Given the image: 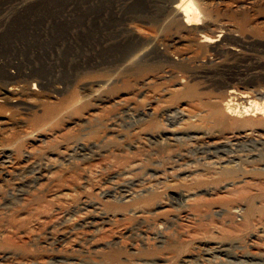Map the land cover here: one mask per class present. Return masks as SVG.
<instances>
[{
    "label": "rangeland",
    "instance_id": "1",
    "mask_svg": "<svg viewBox=\"0 0 264 264\" xmlns=\"http://www.w3.org/2000/svg\"><path fill=\"white\" fill-rule=\"evenodd\" d=\"M194 1L224 43L172 0H0V264H264V143L206 153L209 99L264 89V0Z\"/></svg>",
    "mask_w": 264,
    "mask_h": 264
},
{
    "label": "bare ground",
    "instance_id": "2",
    "mask_svg": "<svg viewBox=\"0 0 264 264\" xmlns=\"http://www.w3.org/2000/svg\"><path fill=\"white\" fill-rule=\"evenodd\" d=\"M172 1H175V3L172 5L164 4V8H166V6H170L172 8V11L174 10L175 12H177V14L180 15L179 16L180 23L187 30H194L197 33L198 41L200 43L208 45L213 48L224 43L225 40L224 33L225 30L231 28L230 24H226V27L224 29V26L222 24L217 23L215 19L212 16H210L209 7L205 6V8H203L194 0H172ZM147 3H148L147 1H145V3L144 2L142 3V1L136 2L137 4L136 10H138L137 12H141L144 10L145 7H148ZM141 17H143L144 19L147 18V16H141ZM157 18L158 17L156 16L155 19ZM239 40L241 42L240 44L244 46L246 45L244 39L239 38ZM252 45L253 43L250 42V40H248L247 46L250 48ZM2 50L3 49L0 50V56H2L4 60V58L7 57L9 53L5 52L7 50L3 52ZM0 72L1 74L3 72H6L5 66H0ZM17 75L18 74L8 75V76L4 75L3 78L11 79V78H15ZM177 84L183 85L184 80H179ZM17 89L18 88L16 86L8 87L7 91L1 93L0 101L3 100L7 101L8 99L9 101L16 102L21 94L20 92H18ZM257 94L259 96L264 97V89L258 88V90H256V93L248 94L246 91L233 87L225 91V93L221 97L219 98L215 97L214 98L215 100L212 101H210L209 99L208 107L211 114H213L214 117L218 118L220 122L222 121L225 122V124L227 125L228 123L231 125V127L230 125H228L230 129L227 130L228 127L226 128L227 131L221 134V136L216 141L215 145L213 144V146L206 149L207 156L211 159L210 161L215 167L226 168L228 167V164H231L232 167L238 166L240 165L242 158H241V153L238 152L237 150L245 149V148L249 149V146H251L252 143H259V144L264 143V99L261 97L260 99L262 100L258 99ZM50 112L51 109L47 113ZM179 130L176 128H170L165 131V134L181 137L185 134L186 136L188 135L195 136V134L198 133V131L196 132L191 131L192 133H188ZM254 135L257 137H255ZM148 189H149L148 186L141 188L142 191L144 190L146 192L148 191ZM104 194L106 196H109L111 192L110 191L105 192ZM184 194L188 195L190 193L188 192ZM132 196L133 193L132 191L129 192V190H126L122 195V197L126 201L131 199ZM149 197H153V196L150 195ZM131 210L133 212H139L136 206H133ZM235 211L238 210L235 209ZM99 214H101L106 219L108 218L106 211L101 212L99 210ZM221 246L222 245H213L210 246V248L212 249L211 250L212 252L223 251L224 248H222Z\"/></svg>",
    "mask_w": 264,
    "mask_h": 264
}]
</instances>
